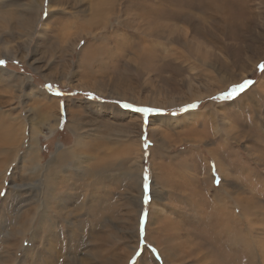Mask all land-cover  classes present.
Instances as JSON below:
<instances>
[{"label":"rangeland","instance_id":"obj_1","mask_svg":"<svg viewBox=\"0 0 264 264\" xmlns=\"http://www.w3.org/2000/svg\"><path fill=\"white\" fill-rule=\"evenodd\" d=\"M0 61V264H264V0H0Z\"/></svg>","mask_w":264,"mask_h":264},{"label":"bare ground","instance_id":"obj_2","mask_svg":"<svg viewBox=\"0 0 264 264\" xmlns=\"http://www.w3.org/2000/svg\"><path fill=\"white\" fill-rule=\"evenodd\" d=\"M1 128V127H0ZM11 127H7L4 131L0 132V142L2 143H10V139H12V136H11ZM9 129V130H8ZM7 134V139H3V135ZM11 136V137H10ZM16 145V144H15ZM79 146H81L80 144H76V150L79 148ZM13 147V146H12ZM82 147V146H81ZM80 147V148H81ZM14 148V147H13ZM60 149V148H58ZM57 149V150H58ZM92 149V148H91ZM94 149V148H93ZM11 150V149H10ZM17 150V148H15V150L13 152H15ZM75 150V152H73L74 155H77V158H76V164L80 165L79 166V169H80V172L79 174L76 176L72 173H70V168L69 169H66L65 167L67 166L68 164V161L72 158L70 156V152H63V151H60L56 156H55V163H59L62 159L66 158V160H64V163L65 165L63 166V169L60 168V166L64 163H59V165L55 167V170H56V177L54 178V176L52 175V181L49 182L50 180V172L46 171L45 172V175L43 176L44 178V188H43V192H47V191H50L49 193V199L52 200V204L55 203L56 201L57 202H61V204H64V200L65 199H62V198H57L58 194H62V193H65L66 189H69V188H73L74 186L71 183V181L73 180V178H76V177H80L82 175H85L88 176L84 182L81 184V187L84 185L85 188H91L93 189L94 186H96L98 184L97 181H94V182H89L88 183H85L88 179L90 178H93L94 175H96L97 177H102L101 173L100 172H103L104 171V166L102 163H97L94 164V165H88L86 166V161H83L80 156L81 154L84 155V153H77ZM80 151V150H79ZM94 151L95 149L92 151L93 154H94ZM6 152V151H5ZM13 152H11L12 154H14ZM16 153V152H15ZM99 153V152H98ZM38 155V148H37V145H36V142H35V137L34 136H31V144L28 143L27 145V148H26V151L24 153V159L28 162L32 161L34 159V156ZM87 156V155H86ZM95 156V155H94ZM92 159V158H91ZM90 159V160H91ZM94 159L96 160H99L98 157H94ZM102 160V158H101ZM84 163V165H82ZM90 164V163H89ZM82 165V166H81ZM36 166V165H35ZM52 167H53V164H52ZM36 170V169H35ZM70 173V174H69ZM31 174V173H30ZM41 174V173H40ZM53 174V172H52ZM75 180V179H74ZM69 182V183H68ZM85 183V184H84ZM80 185V184H79ZM19 189V188H18ZM81 196V195H80ZM89 197V196H88ZM38 203V201H37ZM49 201L47 202L46 204V207L49 205ZM41 205V204H40ZM42 205H45V204H42ZM43 207V206H42ZM55 207V206H54ZM51 209V208H50ZM34 211V210H33ZM52 219H55V217H59L61 219V217L65 216V208H62L60 210V208H58V210L56 208H53L52 207ZM33 214V213H32ZM69 214V213H67ZM30 216V215H29ZM68 216V215H67ZM31 217V216H30ZM96 217V215H95ZM28 218V217H27ZM32 218V217H31ZM99 218V217H98ZM220 218V217H219ZM223 221H224V218L222 217L221 218ZM29 220V219H28ZM27 222V221H26ZM30 223V222H29ZM28 223V224H29ZM218 228H212L215 233H219L220 236H222L224 234V231L221 230V228H219L220 226H217ZM25 231V230H24ZM214 233V234H215ZM213 237V236H212ZM206 238V237H205ZM206 240V239H205ZM213 240V239H212ZM210 241V240H209ZM214 241V240H213ZM219 241V240H218ZM216 242V241H215ZM211 243V242H209ZM220 243V242H219ZM223 244L224 245H228L230 246V242H226V241H223ZM217 247V246H216ZM221 247V246H220ZM223 247V246H222ZM226 248V247H225ZM231 248V247H230ZM214 249V248H212ZM228 249V248H227ZM220 250V249H219ZM213 252V251H211ZM217 253V252H216ZM224 253V252H223ZM222 252L220 254L224 255ZM215 254V253H214ZM219 256H217L218 258ZM222 259V258H221Z\"/></svg>","mask_w":264,"mask_h":264},{"label":"snow or ice","instance_id":"obj_3","mask_svg":"<svg viewBox=\"0 0 264 264\" xmlns=\"http://www.w3.org/2000/svg\"><path fill=\"white\" fill-rule=\"evenodd\" d=\"M0 63H2V61H0ZM261 69L264 70V65H261ZM250 83H252L251 81H245L244 84L239 85V86H235L232 90H230L227 94H225V98H230L233 93H235L237 91V89L239 91H243L244 88H246ZM50 88V86H47ZM137 111H144V112H148V111H152L151 109H138ZM145 191H147V185L145 184Z\"/></svg>","mask_w":264,"mask_h":264}]
</instances>
